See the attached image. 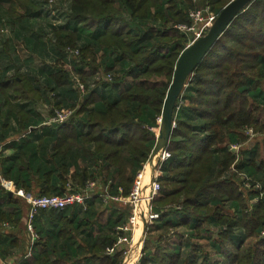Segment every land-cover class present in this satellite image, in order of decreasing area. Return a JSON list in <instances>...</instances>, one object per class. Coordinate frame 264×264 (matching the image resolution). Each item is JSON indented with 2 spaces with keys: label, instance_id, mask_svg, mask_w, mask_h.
Masks as SVG:
<instances>
[{
  "label": "trees",
  "instance_id": "obj_1",
  "mask_svg": "<svg viewBox=\"0 0 264 264\" xmlns=\"http://www.w3.org/2000/svg\"><path fill=\"white\" fill-rule=\"evenodd\" d=\"M210 1L219 13L231 0ZM205 2L71 0L67 23L54 29L55 65L20 73V64L12 76L9 68L2 67L0 142L6 138L8 130L4 129L11 115L18 124L16 133L30 130L31 135L6 143L4 149L11 147L14 153L0 158L3 260L15 264H122V248L117 246L112 253L106 250L116 245L118 227L128 221V204L106 203L98 194L83 217H79L82 207L73 214L67 208H50L51 222L38 232L29 258L25 257L31 241L27 224L21 229L22 241L16 240L12 227L20 224L30 205L16 193L11 195L2 181H12L16 188L31 193L32 184L42 183H37L41 186L37 195L42 196L60 195L68 183L78 189L89 179L104 185L111 180L112 194L120 193V188L124 196L130 194L133 180L156 142L150 126H159L157 117L178 55L190 41L178 25L191 22L189 10ZM7 3V12L13 17L8 20L18 27L49 4L47 0ZM8 36L3 41L7 51L9 45L14 47L11 40L17 39ZM46 47L47 41H41L32 51L42 54ZM75 48L79 53L71 54L69 50ZM44 70L46 78L39 82L38 73ZM192 73L183 100L178 99L175 105L176 125L167 145L172 155L162 163V188L153 199L154 210L160 215L149 226V234L155 233L154 229L161 233L155 234L152 249L145 247L139 264H198L197 253L207 244L204 258L215 264H264V150L260 144L244 146L237 159L229 146L246 139V128L264 130V0H253L236 14ZM103 88L115 94L103 93ZM62 93L70 94L71 104H63ZM13 97L31 102L20 105V118L10 114L8 107L6 112L1 109L7 105L17 108L20 102L13 103ZM40 98L59 109L72 108L74 113L66 122L40 128L42 119L33 118L34 109L29 108ZM240 173L251 180L248 192ZM251 198L256 199V205L249 211ZM103 203L109 206L101 209ZM97 215L98 235L86 231V244L78 245L75 234L85 219ZM171 228L177 230L167 236ZM180 228L186 229L181 233L188 238L186 243L179 235ZM239 228L243 229L241 238L236 233ZM18 244L23 248L14 261L10 256Z\"/></svg>",
  "mask_w": 264,
  "mask_h": 264
},
{
  "label": "rangeland",
  "instance_id": "obj_2",
  "mask_svg": "<svg viewBox=\"0 0 264 264\" xmlns=\"http://www.w3.org/2000/svg\"><path fill=\"white\" fill-rule=\"evenodd\" d=\"M47 1L49 2V4L48 5L45 4V6L43 7L42 11L40 13H38V15L33 16L32 18H29L30 20L24 22L23 26H22V24H20L19 27H17L18 25L11 24V22L8 20L9 18H13V17L10 16V13L7 12V8H8L7 0H0V47L1 48L4 47V42L3 41H4V39L9 38L8 35H11V37H15V38L17 36L18 38L16 39V42H15V40H11L12 43L14 42V47H12V49H11V46L9 45L10 49H9L8 52L11 53L13 59L18 60L20 63L21 62L25 63L26 61L27 62H31L32 63V68L34 66H36L37 68H40L42 66L48 67L49 65L50 66L55 65L54 64L55 63L54 62L55 61V59H54L55 56H54V53H53V50H52V44H54L53 42H55L54 41V39H55L54 29H56L57 26L64 25L65 23H67V20H68L66 17L68 15L69 10H70L71 0H47ZM201 5L202 4H200V6ZM216 14H217V18H218L219 13L216 12ZM6 27L9 28V31H8V29ZM210 29H211V27L208 28L201 35V37L204 36L205 34H207L210 31ZM189 36L190 35H187V37H189ZM189 38H191V37H189ZM199 39H201V38L196 39V41L199 40ZM41 41H47V47L44 48V53H42L44 55H42L40 53L39 54H35V52L32 51V50H35L36 46ZM32 42L34 43V46H32ZM82 42H83V40L81 39L80 40V44H82ZM193 43H195V41L188 42L187 45L183 48V50L188 48ZM78 46H79V43H78ZM183 50L178 55L179 57L177 59V62H176V65H175L174 71H173V74H174L173 75V79H172V81H171V83H170V85H169V87L167 89V94H166V98H167L168 90H169V88L172 85V92H174V94H175L174 95L175 96V104H176L178 99L181 98L180 100H183L182 97H183L184 91L188 87V85L190 83V79H191V77L193 75L192 69L191 70H186V71H184V73H182L183 75L181 76V78L178 79L176 83L174 82L176 77L178 76L177 72L179 71L180 65H182L184 63V60L182 58ZM1 54L4 55V56L7 55V54H4V53H1ZM43 57H44V59H43ZM18 61H16V62H18ZM11 64H12V67H13V62ZM12 67H10L9 69H13ZM3 69L4 68L0 67L1 71ZM29 69L30 68H27V67H25V66H23L21 64L19 71L21 73V72H24V71L29 70ZM45 72H46V70H44L42 73H38V76L40 78L39 82H41V80L43 81L46 78L44 76ZM101 72H103V71H101V70L98 71V73H101ZM9 73H10V71L8 72V74ZM14 73H15V71L10 73L9 76H12V74H14ZM263 85H264V82H263ZM179 86H180V88L176 90V88H178ZM1 95L2 94H0V96ZM45 95H46L45 97L48 98L49 94L46 93ZM166 98H165V101H164V104H163V107H162V113L158 115V117L161 120L158 121L159 122V127L157 129L158 134H155V137H156L155 141H158L159 137L161 136V132H162L161 131V123H162V117H163V113H164L163 108H164V105H166ZM18 99H19L18 97H17V99H15L13 97V103L16 104V103L20 102V104L17 105V108L9 107L10 105H7V107L9 109L10 114H11V112H13V113L17 114L18 117L20 118V115L18 114V112L21 111L20 110V105H22V103H25V102L27 103L29 101H25L23 99L22 100H18ZM40 100H39L40 101L39 105L38 104H33L34 108H32V105H30L29 108L37 110L38 113H42V117L41 118H42V120L45 121L46 117H49L50 115H53L55 110L58 109V108L55 106L54 103L51 104V102H48V101L44 100L43 98H40ZM39 101H36V102H39ZM30 103L31 102H29V104ZM169 103H171V102L168 101V105H169ZM175 107L176 106L174 105L173 110L176 109ZM23 114H25V113L23 112ZM175 114L176 113L174 111V113H173L174 122H175ZM31 116L34 118L35 117V113H32ZM42 124H44V123H42ZM175 125H176V122H175ZM244 133L247 134V136H246V139L243 142L237 143L235 145L229 144L230 148L236 153L237 159H238V157H240V149L243 148L244 146L247 147L249 145L248 147L253 148L257 144H260V148L262 149V151L264 150V130L255 129V127H249V128H246L244 130ZM154 149H155V144H154L153 149L150 152L149 159H150ZM4 155H8L7 152H5ZM162 173H163V170L161 169L160 176H162ZM239 177H240V180H242V182H243L245 192H248L250 189H252V187L250 185L251 180H248V178L246 177L245 174L242 175L240 173ZM3 184L5 186H8V188L11 191H12V189L15 190L14 193H17L16 192L17 188L14 187L10 182H6V183H3ZM258 186L259 185H257V187ZM20 197H22V196H20ZM23 198H25V197H23ZM109 201H111V200L108 199V202ZM255 202H256V199H252L251 198L249 200V206L246 209L249 210V211L253 210L254 206L256 205ZM123 203H125V202H123ZM131 212H132V209H131ZM25 222L27 223V220ZM149 230H150V227L148 228V230L146 232H142V227L140 225H136L135 231L133 230V232H130V235H129V237L131 238L130 239V244H128L126 246L129 251L131 250L130 254H129L130 256H128V255L124 256V255L121 254L122 255L121 258L123 260L122 264H128V263L136 264L135 260H138V262L140 261V259L143 256L142 254L144 253L145 247H147V250L148 249H152L154 247V245L156 243V240H157L156 235L160 234L161 231L154 229L155 233L152 231L149 234ZM172 230H177V229L176 228H171L168 231L167 236L172 233ZM185 230L186 229H184V228H180L179 229V235L182 236V238H184L183 240L186 243V242H188L187 241L188 238H186L185 236H183L181 234V233H186ZM204 233L206 235L211 234V232L210 233L204 232ZM217 233L218 232L216 231L213 234V237L211 238V244H212L213 239L215 237H217V235H216ZM236 233L239 235V238H241L244 235L243 234V229H241V228L237 229ZM141 238H144L142 242H141ZM195 241L199 242V238H196ZM206 242H207L206 238L204 240H201V244H203V245H205ZM117 246L119 248H122L121 251L125 252V250L123 249V246H124L123 243L118 241L117 242ZM207 246H208V244H207ZM206 247L204 246V249H201V248L199 249V252L197 253L198 254V256H197V261L198 262L197 263L198 264H215L213 259H207L206 260L204 258V255L206 254L205 253ZM188 250H189V248H188ZM16 251H17V249H16ZM184 251L188 252V251H186V249H184Z\"/></svg>",
  "mask_w": 264,
  "mask_h": 264
},
{
  "label": "built area",
  "instance_id": "obj_3",
  "mask_svg": "<svg viewBox=\"0 0 264 264\" xmlns=\"http://www.w3.org/2000/svg\"><path fill=\"white\" fill-rule=\"evenodd\" d=\"M196 1V0H195ZM189 19L191 22H182L178 25L179 30L187 35H190V41H196V39L201 38V35L210 27H212L217 21V14L214 10L213 5L210 0L200 7H196L189 10ZM189 41V42H190ZM71 54H78L79 49H70ZM76 83L81 89H84L83 83L79 78L76 77ZM74 113L72 108H61L56 109L53 115H50L43 122L44 124H54L66 122L69 117ZM157 120L161 119L157 117ZM159 127V126H158ZM158 127H151L156 134H158ZM251 132V131H250ZM168 145V144H167ZM172 155L171 151L168 149V146L161 149L155 156L148 160L144 167L139 170L133 180V186L130 194L124 196L122 194V188H120V193L112 194L110 190L111 180L107 182L108 185H104L100 181L89 179L86 182L84 188L75 189L73 184L68 183V188L64 193L60 195H33L31 193L25 192L23 189H17L19 196L25 197L29 204V214L27 218V229L30 232V247L26 252V256L32 254L33 244L35 239L38 238V234L35 230L34 218L38 214L39 210L43 208H54V209H63L68 206H79L81 205L84 209L89 207L90 201L97 196L99 193L97 187L102 186L104 190L102 192L104 202H108V199L111 201L125 202L128 204L132 212L128 217V221L123 225L118 227V232L122 236V240L126 245L130 244V232L135 231L136 223L138 221L143 222L142 232H146L149 226L154 223L158 217L159 212L154 210L153 199L158 195L162 188V184L159 181L161 174L162 163ZM13 192L15 190L12 189ZM123 233V234H121ZM126 234V235H125ZM135 234V233H134ZM144 238H141V242ZM132 245V244H131ZM131 251V250H130ZM130 251L126 248L125 252L122 255L130 256ZM136 264H139L138 260H135ZM5 264H15L13 261L9 260ZM18 264V263H16Z\"/></svg>",
  "mask_w": 264,
  "mask_h": 264
},
{
  "label": "crops",
  "instance_id": "obj_4",
  "mask_svg": "<svg viewBox=\"0 0 264 264\" xmlns=\"http://www.w3.org/2000/svg\"><path fill=\"white\" fill-rule=\"evenodd\" d=\"M18 25V24H17ZM18 27V26H17ZM15 38V37H14ZM18 38V37H17ZM32 46H34V43L32 42ZM1 53H4V54H7L6 56H4V55H2ZM16 61H18V60H16V59H13L12 58V55H11V53H9L7 50H5V48L3 47V48H1L0 47V67L2 68V67H7V68H10V67H12V62H13V69H10V73H12V72H14V71H16L17 69V65H20V64H22L23 66H25V67H27V68H32V63L31 62H16ZM55 62V61H54ZM24 63V64H23ZM55 64V63H54ZM21 66V65H20ZM41 68V67H40ZM40 68H37L36 66H34L33 67V69H36V70H39ZM103 93H106V94H115L114 93V90L110 93V91L107 89V90H105V88H103L102 90H101ZM99 92V91H98ZM100 93V92H99ZM111 94V95H112ZM59 98L61 99V101L63 102V104H71V102H70V100H71V98H70V94L69 93H67V94H65V93H62V94H60V96H59ZM41 101V100H40ZM40 101L39 102H36V103H33V104H38L39 105V103H40ZM2 103H4V100H2V101H0V104H2ZM33 108H34V106H32ZM2 110H4L3 112H6L7 111V106H6V108H4L3 109V107L1 108ZM34 113H35V118H37V119H42L41 117H42V113H38V111L37 110H34L33 111ZM32 112V113H33ZM37 115V116H36ZM43 121V120H42ZM42 121H41V123H42ZM41 123H39V125H38V127H40L41 128V126H43L44 124H41ZM17 129H18V124H17V122L15 121V118L11 115V117H10V120H9V124L7 125V127L4 129V132H5V130H8V131H6V138H5V140L4 141H1L0 142V158H2V159H4L5 157H8V156H10V155H12L13 153H14V150H13V148H11V147H9V148H5L4 149V147H5V144L6 143H8V142H10V141H17V140H20L21 138H23V137H29V138H31V135H30V130H24L23 132H18V133H16V131H17ZM83 129H84V126H83ZM2 126H1V123H0V135H1V133H2ZM15 131V132H14ZM86 131V130H85ZM246 136H247V134H246ZM5 152H7V154L8 155H4L5 154ZM149 159V158H148ZM148 162V160L146 161V163ZM145 163V164H146ZM34 177H37V175H34ZM6 181L5 180H3V182H2V185L3 186H5L3 183H5ZM34 183H35V181H33ZM32 182V183H33ZM10 183L14 186V183L12 182V181H10ZM38 184H40V185H42V183H39V182H37ZM37 183H35V185L34 184H32L33 185V188L31 189V191L33 192V193H31V192H28V193H31V194H33V195H37L38 193H40L41 192V186L40 185H38ZM37 184V185H36ZM14 187H16V186H14ZM18 189V188H17ZM19 189H23V188H19ZM24 190V189H23ZM103 190H104V187H103V185L102 186H99V187H97V191H98V193L99 194H102V192H103ZM11 191V190H10ZM25 192H27L26 190H25ZM35 193V194H34ZM11 195H13V191H11ZM18 198H20V199H22L24 202H26L27 204H28V207H29V202H28V200L26 199V198H23V197H18ZM107 206H109L108 204H102L101 205V209H103V208H107ZM79 207H82L81 205H79V206H68V207H66L65 209L66 210H69L72 214H73V212H75V210L76 209H78ZM11 209H16V208H11ZM29 209V208H28ZM100 209V210H101ZM44 210V211H43ZM42 211H40V212H38V214L36 215V217L34 218V222H35V230H36V232H37V234H38V237H39V231H42L43 229H45L46 228V226H48L49 224H50V220H51V211L53 210V209H43ZM59 210V209H58ZM86 209H84L83 207H82V212H80V216L79 217H83V216H85V213H83V211H85ZM28 214H29V210H27L26 211V213H25V216L22 218V220H21V222H20V224L19 225H15V227H12V233L14 234V235H16V240L18 239V240H20V241H22V233H21V229H24L25 228V224H26V220H27V218H28ZM71 214V215H72ZM22 216V214L20 215V217ZM68 216H70V215H68ZM18 217V216H17ZM25 218V219H24ZM75 220H76V218L75 217H73ZM21 219V218H20ZM19 219V220H20ZM79 219V218H78ZM86 221H85V224H83L82 226L83 227H81V228H79V231H78V233H76L75 234V241H77V243H78V245H79V243L81 242V243H83V244H86V240H85V238H86V231H90L91 233H92V235H93V237H96L97 235H98V233H99V217H98V215L97 216H93V217H91L90 219H85ZM14 228V229H13ZM126 235V234H125ZM122 236L124 237V235H120L119 234V238H118V241L119 242H121V243H123V249L124 250H126V243L122 240ZM85 237V238H84ZM129 237V236H128ZM131 239V238H130ZM25 240H26V237H25ZM27 241V240H26ZM117 241V242H118ZM31 242V241H30ZM117 242H116V245H114V246H112V247H110V248H108L106 251H107V253H112V252H116V247H117ZM22 244V243H21ZM22 245H25V244H22ZM21 245V247H20V245L18 244V245H16L15 246V249H13V255L12 256H10V258L11 259H13L14 261H18V258H17V256L18 255H21V253H19V251H21L22 250V248H23V246ZM16 249H17V252H16ZM16 252V253H15ZM19 253V254H18ZM64 253H68V251H66V252H64ZM124 252L122 251V254H123ZM15 254V255H14ZM33 254H31L30 256H27V257H29V258H31V256H32ZM52 257H54L53 255H52ZM34 259V258H33ZM12 261V260H11ZM6 263V261L5 260H3V258H1L0 257V264H5ZM67 264H69V261L67 262Z\"/></svg>",
  "mask_w": 264,
  "mask_h": 264
},
{
  "label": "water",
  "instance_id": "obj_5",
  "mask_svg": "<svg viewBox=\"0 0 264 264\" xmlns=\"http://www.w3.org/2000/svg\"><path fill=\"white\" fill-rule=\"evenodd\" d=\"M253 0H232L228 3L220 12L215 24L211 27L210 31L201 37V39L195 41L188 48L183 50L182 58L184 63L180 65L179 71L177 72L178 76L175 79V83L178 79L181 78L186 70L192 71L201 62V60L205 57L206 52L211 48V46L215 43V41L219 38V35L222 34L223 31L227 29L230 23L233 21L236 14L244 9L248 4H250ZM180 86L177 89H179ZM174 92H172V85L168 90V96L166 98V105H164V113L162 117L161 123V136L158 141L155 143V149L151 155V158L155 156L161 149L165 148L171 138L173 133V127L175 122L173 120V107L175 104V96ZM168 101L169 103L168 105Z\"/></svg>",
  "mask_w": 264,
  "mask_h": 264
},
{
  "label": "bare ground",
  "instance_id": "obj_6",
  "mask_svg": "<svg viewBox=\"0 0 264 264\" xmlns=\"http://www.w3.org/2000/svg\"><path fill=\"white\" fill-rule=\"evenodd\" d=\"M143 222L142 221H138L137 223H136V225H140L141 227H143V224H142ZM128 264H131V263H128Z\"/></svg>",
  "mask_w": 264,
  "mask_h": 264
}]
</instances>
